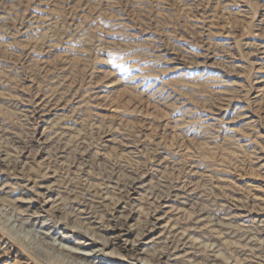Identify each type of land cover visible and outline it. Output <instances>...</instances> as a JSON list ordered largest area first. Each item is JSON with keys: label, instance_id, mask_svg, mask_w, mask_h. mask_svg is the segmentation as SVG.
Masks as SVG:
<instances>
[{"label": "rangeland", "instance_id": "obj_1", "mask_svg": "<svg viewBox=\"0 0 264 264\" xmlns=\"http://www.w3.org/2000/svg\"><path fill=\"white\" fill-rule=\"evenodd\" d=\"M0 264H264V0H0Z\"/></svg>", "mask_w": 264, "mask_h": 264}, {"label": "bare ground", "instance_id": "obj_2", "mask_svg": "<svg viewBox=\"0 0 264 264\" xmlns=\"http://www.w3.org/2000/svg\"><path fill=\"white\" fill-rule=\"evenodd\" d=\"M27 221V220H26ZM77 263V262H76Z\"/></svg>", "mask_w": 264, "mask_h": 264}]
</instances>
